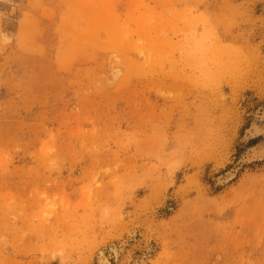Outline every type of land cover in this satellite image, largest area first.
Instances as JSON below:
<instances>
[{
    "label": "rangeland",
    "instance_id": "374dc122",
    "mask_svg": "<svg viewBox=\"0 0 264 264\" xmlns=\"http://www.w3.org/2000/svg\"><path fill=\"white\" fill-rule=\"evenodd\" d=\"M263 149L264 0H0V264H264Z\"/></svg>",
    "mask_w": 264,
    "mask_h": 264
},
{
    "label": "bare ground",
    "instance_id": "6f19581e",
    "mask_svg": "<svg viewBox=\"0 0 264 264\" xmlns=\"http://www.w3.org/2000/svg\"><path fill=\"white\" fill-rule=\"evenodd\" d=\"M258 125H259V124H258ZM256 129H257V128H256ZM250 133H251V132H250ZM255 133H256V132H255ZM257 133H258V132H257ZM258 144H259V143H258ZM262 144H263V143H262ZM252 147H253V146H252ZM254 147H255V146H254ZM261 151H262V150H261ZM263 151H264V149H263ZM263 151H262V152H263ZM258 154H260V153H258ZM251 157H252V156H251ZM254 157H255V156H254ZM248 159H249V158H248ZM248 159H247V160H248ZM227 179H228V178H227Z\"/></svg>",
    "mask_w": 264,
    "mask_h": 264
}]
</instances>
